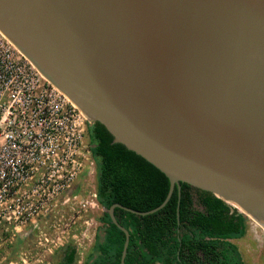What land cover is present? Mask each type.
<instances>
[{
    "label": "water",
    "instance_id": "obj_1",
    "mask_svg": "<svg viewBox=\"0 0 264 264\" xmlns=\"http://www.w3.org/2000/svg\"><path fill=\"white\" fill-rule=\"evenodd\" d=\"M0 32L167 177L106 210L120 264L113 207L180 182L264 226V0H0Z\"/></svg>",
    "mask_w": 264,
    "mask_h": 264
},
{
    "label": "built area",
    "instance_id": "obj_2",
    "mask_svg": "<svg viewBox=\"0 0 264 264\" xmlns=\"http://www.w3.org/2000/svg\"><path fill=\"white\" fill-rule=\"evenodd\" d=\"M91 124L0 32L3 230L21 231L28 222L35 224L64 210L72 219L66 227L82 217L83 234L87 232L90 214L100 207L95 193V158L87 138ZM55 244L57 241L51 247Z\"/></svg>",
    "mask_w": 264,
    "mask_h": 264
},
{
    "label": "trees",
    "instance_id": "obj_3",
    "mask_svg": "<svg viewBox=\"0 0 264 264\" xmlns=\"http://www.w3.org/2000/svg\"><path fill=\"white\" fill-rule=\"evenodd\" d=\"M87 138L96 164V201L102 211L82 264H120L124 234L106 210L114 203L150 210L166 196L168 179L142 157L113 142L100 123L92 122ZM112 212L128 231L123 264H245L231 241L244 234L245 215L187 183L180 182L178 190L174 187L154 212L136 215L119 207ZM58 252L54 264L75 262L77 252L70 242L59 246Z\"/></svg>",
    "mask_w": 264,
    "mask_h": 264
},
{
    "label": "rangeland",
    "instance_id": "obj_4",
    "mask_svg": "<svg viewBox=\"0 0 264 264\" xmlns=\"http://www.w3.org/2000/svg\"><path fill=\"white\" fill-rule=\"evenodd\" d=\"M101 211L102 208L99 207L90 214L89 228L85 234L82 217L66 227L72 219L64 210L62 215H48L35 221L40 228L39 232L23 231L26 227H21V231L12 229L9 232L0 227V264H54L59 257V245L67 242L74 245L77 252L73 264H82L91 249L94 232L99 227L98 217ZM245 217L247 220L244 234L231 241L237 245L245 264H264V226L246 215ZM51 239L53 242L57 241L55 246L51 247Z\"/></svg>",
    "mask_w": 264,
    "mask_h": 264
},
{
    "label": "flooded vegetation",
    "instance_id": "obj_5",
    "mask_svg": "<svg viewBox=\"0 0 264 264\" xmlns=\"http://www.w3.org/2000/svg\"><path fill=\"white\" fill-rule=\"evenodd\" d=\"M32 222H28V224L25 226L26 228L23 231L26 232H36L37 231V223L31 224Z\"/></svg>",
    "mask_w": 264,
    "mask_h": 264
},
{
    "label": "bare ground",
    "instance_id": "obj_6",
    "mask_svg": "<svg viewBox=\"0 0 264 264\" xmlns=\"http://www.w3.org/2000/svg\"><path fill=\"white\" fill-rule=\"evenodd\" d=\"M247 216V215H246ZM249 217V216H248ZM251 218V217H250ZM253 219V218H252ZM258 223V222H257ZM261 225V224H260ZM263 226V225H262Z\"/></svg>",
    "mask_w": 264,
    "mask_h": 264
}]
</instances>
